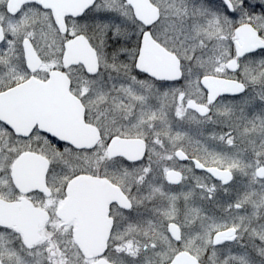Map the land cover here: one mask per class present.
<instances>
[{
	"label": "snow or ice",
	"instance_id": "6c2138e0",
	"mask_svg": "<svg viewBox=\"0 0 264 264\" xmlns=\"http://www.w3.org/2000/svg\"><path fill=\"white\" fill-rule=\"evenodd\" d=\"M0 264H264V0H0Z\"/></svg>",
	"mask_w": 264,
	"mask_h": 264
}]
</instances>
